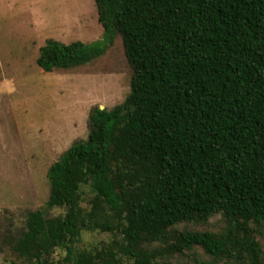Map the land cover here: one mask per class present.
I'll return each instance as SVG.
<instances>
[{
    "label": "trees",
    "instance_id": "16d2710c",
    "mask_svg": "<svg viewBox=\"0 0 264 264\" xmlns=\"http://www.w3.org/2000/svg\"><path fill=\"white\" fill-rule=\"evenodd\" d=\"M95 4L103 38L48 39L36 63L86 65L120 35L130 91L50 165L16 264H264V0Z\"/></svg>",
    "mask_w": 264,
    "mask_h": 264
},
{
    "label": "rangeland",
    "instance_id": "374dc122",
    "mask_svg": "<svg viewBox=\"0 0 264 264\" xmlns=\"http://www.w3.org/2000/svg\"><path fill=\"white\" fill-rule=\"evenodd\" d=\"M103 32L95 0H0V264L21 261L12 241L25 229L28 212L45 206L50 165L87 138L91 109L113 108L131 87L120 35L102 56L70 69L42 70L40 48L48 39L90 43ZM110 238L83 231L78 246ZM65 254L57 250L52 259Z\"/></svg>",
    "mask_w": 264,
    "mask_h": 264
},
{
    "label": "water",
    "instance_id": "95a60500",
    "mask_svg": "<svg viewBox=\"0 0 264 264\" xmlns=\"http://www.w3.org/2000/svg\"><path fill=\"white\" fill-rule=\"evenodd\" d=\"M101 108H103V107H101Z\"/></svg>",
    "mask_w": 264,
    "mask_h": 264
}]
</instances>
